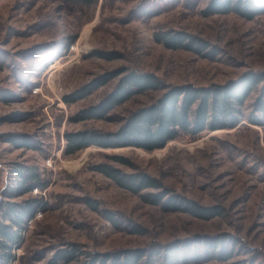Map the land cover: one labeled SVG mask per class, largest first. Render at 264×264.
<instances>
[{
	"label": "rangeland",
	"instance_id": "1",
	"mask_svg": "<svg viewBox=\"0 0 264 264\" xmlns=\"http://www.w3.org/2000/svg\"><path fill=\"white\" fill-rule=\"evenodd\" d=\"M209 1L97 0L83 7L0 0V91L9 99L0 101V205L31 198L41 204L13 264H46L56 249L70 243L89 253L138 248L164 253L176 242L199 247V260L191 255V262L179 264H264V125L248 119L259 89L235 128L182 136L154 151L91 145L64 154L67 132L113 131L118 119L163 93L134 97L111 114L115 121L73 122L76 112L96 104L117 81L73 103L65 96L107 71L128 66L154 73L167 86H209L264 71V14L253 20L235 13L205 16ZM171 29L207 41L214 58L168 49L155 40L156 32ZM99 51L120 56L107 60L95 55ZM10 136H23L34 147L18 148ZM107 155L126 157L133 167ZM100 162L145 171L174 192L203 206L220 205L224 212L209 220L164 212L94 171ZM16 168L36 171L41 188L19 195ZM90 200L99 210L90 207ZM227 237L231 258L218 247L206 249L207 241Z\"/></svg>",
	"mask_w": 264,
	"mask_h": 264
},
{
	"label": "trees",
	"instance_id": "2",
	"mask_svg": "<svg viewBox=\"0 0 264 264\" xmlns=\"http://www.w3.org/2000/svg\"><path fill=\"white\" fill-rule=\"evenodd\" d=\"M66 6H91L97 0H55ZM205 16L235 13L253 20L264 14V0H210L203 9ZM155 40L172 50H186L204 57L214 58L208 50V42L185 31L163 30L155 33ZM95 55L107 60L120 56L116 52H96ZM116 80L115 87L96 104L80 109L72 117L73 122L87 120H114L111 114L121 105L138 95L163 90L152 103L131 111L118 119L119 126L113 131L79 130L64 135L65 155H74L91 145L103 148L136 147L146 151L161 149L174 139L182 136L196 137L207 130L231 129L246 118L244 106L249 97L259 89L254 100L253 113L248 117L251 123L264 125V71L244 72L238 79L209 86L193 83L164 85L154 73L121 66L107 71L88 84L65 96L66 103L83 99L100 87ZM9 100L0 91V101ZM18 148H33L23 136H10L9 140ZM114 163L133 167L126 157L107 155ZM114 163L100 162L93 170L112 180L118 187L137 195L144 203L157 206L164 212L187 213L196 218L209 220L222 215L224 208L203 206L197 201L180 195L167 187L157 177L142 171H126ZM20 180L17 189L24 195L43 185L34 170L16 168ZM11 196H14L11 194ZM94 210L99 206L89 201ZM41 207L39 198L20 202L7 201L0 205V264H13L15 250L22 244L28 223L34 219ZM115 226L113 214L103 211ZM229 238H215L207 241L205 247L212 251L218 247L224 258L231 255L225 250ZM226 242V244H225ZM211 247V249H210ZM199 247L172 243L164 253L143 248L124 249L115 252H85L76 243L67 244L55 250L46 264H179L191 262L190 256L199 260ZM155 250V251H154ZM226 251V253H225ZM228 253V254H227Z\"/></svg>",
	"mask_w": 264,
	"mask_h": 264
},
{
	"label": "bare ground",
	"instance_id": "3",
	"mask_svg": "<svg viewBox=\"0 0 264 264\" xmlns=\"http://www.w3.org/2000/svg\"><path fill=\"white\" fill-rule=\"evenodd\" d=\"M89 30H90V29H86V30L84 31V36H85V38L88 37V35H89Z\"/></svg>",
	"mask_w": 264,
	"mask_h": 264
}]
</instances>
